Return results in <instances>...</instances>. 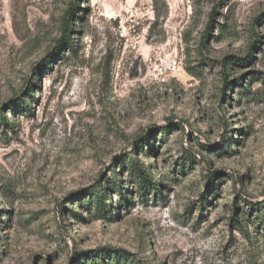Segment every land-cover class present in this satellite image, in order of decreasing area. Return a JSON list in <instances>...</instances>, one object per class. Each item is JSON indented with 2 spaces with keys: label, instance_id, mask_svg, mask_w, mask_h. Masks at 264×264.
Segmentation results:
<instances>
[{
  "label": "rangeland",
  "instance_id": "1",
  "mask_svg": "<svg viewBox=\"0 0 264 264\" xmlns=\"http://www.w3.org/2000/svg\"><path fill=\"white\" fill-rule=\"evenodd\" d=\"M0 109V264H264V0H0Z\"/></svg>",
  "mask_w": 264,
  "mask_h": 264
},
{
  "label": "trees",
  "instance_id": "2",
  "mask_svg": "<svg viewBox=\"0 0 264 264\" xmlns=\"http://www.w3.org/2000/svg\"><path fill=\"white\" fill-rule=\"evenodd\" d=\"M73 7L71 8V10L69 11V14L68 15H71L73 13ZM216 14V11H214L211 15V20H210V24L208 26V30L206 31V36H208L210 34V31L212 30V25H213V22H214V16ZM67 34H68V29L66 28V31L64 33V43L68 45L66 41V37H67ZM205 37V36H204ZM256 43V42H255ZM255 43L254 45L252 46V50L255 49ZM259 43V42H257ZM58 53H60V50L58 48ZM56 53V54H58ZM54 53V55H56ZM52 58H53V54L48 58V59H45V61L43 62V66L45 67V69H48L50 67V65L52 64ZM247 62V59H242V60H239V59H235L234 60V63H236L237 65L239 64H244ZM227 67H228V64H224V69L227 70ZM233 82H228L227 81V75H225V80H224V90H230L232 87H233ZM226 93V92H224ZM0 125H9V121L5 118L2 110L0 109ZM249 213L247 214V217H248V222L253 224L257 230H261V232L264 234V206H255V205H250V208H249ZM233 222V224H235L236 226H239L241 230L244 231V228L242 227V224H241V221L240 220H237L235 218H233L231 220Z\"/></svg>",
  "mask_w": 264,
  "mask_h": 264
}]
</instances>
